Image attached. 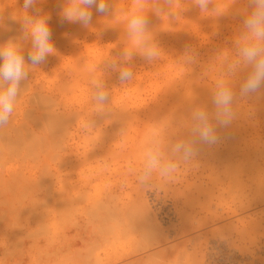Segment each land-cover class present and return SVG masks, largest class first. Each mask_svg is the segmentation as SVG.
<instances>
[{
	"label": "rangeland",
	"instance_id": "obj_1",
	"mask_svg": "<svg viewBox=\"0 0 264 264\" xmlns=\"http://www.w3.org/2000/svg\"><path fill=\"white\" fill-rule=\"evenodd\" d=\"M105 2L109 12L91 9L85 27L61 21L66 0H37L28 14L51 17L56 51L33 67L23 0H0V45L20 43L28 70L0 127V264H264V89L237 96L219 143L198 145L171 176L140 180L153 133L168 158V145L190 138L191 110H214L206 99L235 59L248 0H210L207 11L194 0H143L152 61L128 34L136 0ZM186 52L195 63L183 62ZM120 68L133 78L121 82ZM246 74L233 79L237 93ZM96 81L109 94L103 105Z\"/></svg>",
	"mask_w": 264,
	"mask_h": 264
},
{
	"label": "clouds",
	"instance_id": "obj_2",
	"mask_svg": "<svg viewBox=\"0 0 264 264\" xmlns=\"http://www.w3.org/2000/svg\"><path fill=\"white\" fill-rule=\"evenodd\" d=\"M37 0H23V39L31 40L32 50L27 58L33 67L43 63L47 56L54 54L56 49L51 42L52 30L49 27L50 16H32L29 9H34ZM169 6L172 0H167ZM195 6L201 11L209 9L210 0H194ZM137 7L128 20L129 37L143 50V55L149 61L157 59L159 52L151 45L147 37L149 20L144 15L143 0H136ZM251 8L242 21L239 35L235 40V59L226 65L223 78L219 79L211 95V104L214 110L205 107H196L191 111L190 138L179 139L168 145L170 156L165 158L162 151L163 140L153 133L148 140V148L144 155L143 169L140 175L141 182H147L151 176L159 174L168 177L176 173L182 164H189L198 156V145L214 146L221 137L217 134L218 127L227 128L236 119L234 100L239 97H249L264 89V0H248ZM99 14L109 12V5L105 0H66L61 7L59 16L62 22L79 23L87 27L92 19L93 12ZM163 9H158L162 11ZM217 11V9H213ZM219 13L218 15H221ZM132 52L123 53L125 60L132 58ZM194 54L185 53L184 63H195ZM107 67L117 70L115 61ZM247 70L246 76L239 83V91L233 86L242 71ZM28 78L25 56L22 46L13 39L0 45V127L8 124L14 111V106L21 90L22 81ZM133 72L128 68L119 69L121 82L130 81ZM96 91L93 99L103 105L109 101L108 92L104 91L102 81L94 82Z\"/></svg>",
	"mask_w": 264,
	"mask_h": 264
},
{
	"label": "bare ground",
	"instance_id": "obj_3",
	"mask_svg": "<svg viewBox=\"0 0 264 264\" xmlns=\"http://www.w3.org/2000/svg\"><path fill=\"white\" fill-rule=\"evenodd\" d=\"M145 12H146V11H145ZM145 14H146V13H145ZM176 96H177L176 99H175V97H174V99H175L176 101L178 100V101H179L178 103L181 104L182 101L184 100V98H183L181 95H179V96L176 95ZM180 96H181L182 99H183V100L180 99L181 101H180L179 99H177V98H181ZM171 99L174 100L172 97H171ZM189 99H190V98H189ZM208 99H209V98H208ZM208 99H206V101H207L206 103H207V104H209V103L211 102V100L208 101ZM208 102H209V103H208ZM182 104L185 105L184 101H183ZM184 105H181V106H184ZM189 105H190V106H189ZM189 105H188V103H187L186 106L183 107V108H186V109L188 108L189 110H191V109H192V108H191V107H192L191 105H193V104H190V103H189ZM177 106H178V105H177ZM188 106H189L191 109H190ZM193 106L195 107V105H193ZM194 107H193V108H194ZM183 108L180 107V109H181L182 111H185L186 109L183 110ZM188 109H187V110H188ZM172 110H175V112L177 113V116H176V117L181 116V117H179V118L182 119V115H183V114L181 115V114L179 113V111H178L179 109L176 110V107L174 108V106H173V109L171 108V111H172ZM181 110H180V111H181ZM192 110H193V109H192ZM192 110H191V111H192ZM171 111H170V114L168 115V116H170V117H169V120H170L169 125H170L171 129H175V126H176V125H174V122H176L175 119H177V118H175L174 116H175L176 113L173 111L175 114H174V113L171 114ZM188 112H190V111H188ZM190 114H191V113H189L188 116H190ZM185 115H187V112H186ZM183 116H184V115H183ZM186 117H187V116H186ZM186 117H183V118L186 119ZM189 118H190V117H189ZM180 119H178V120H180ZM178 120H177V125L179 124ZM187 120H188V118H187ZM181 121H182V120H181ZM185 121H186V120H185ZM182 122H184V120H183ZM176 129H177V128H176ZM46 156H47V155H46ZM21 158H22V157H21ZM41 158H42V157H41ZM41 158H40V159H41ZM42 159H43V158H42ZM26 232H27V231H26ZM15 233H16V232H15ZM10 234H11V233H10ZM24 236H25V235H24ZM31 236H32V235H31ZM36 236H37V235H36ZM41 236H42V235H41ZM69 236H70V235H69ZM45 237H46V236H45ZM30 238H31V237H30ZM38 238H39V237H38ZM42 238H43V237H42ZM67 238H68V237H67ZM90 238H91V237H90ZM33 241H35V238H34ZM33 241H32V242H33ZM35 242H36V241H35ZM35 242H34V243H35ZM36 243H37V242H36ZM33 245H34V244H33ZM22 246H23V245H22ZM20 247H21V246H20ZM65 247L68 248V245L65 246ZM52 248H53V247H52ZM76 249H77V247H76ZM22 251H23V250H22ZM26 251H27V250H26ZM29 251H30V247H29ZM55 251H56V250H55ZM71 251H72V250H71ZM75 252H76V251H75ZM77 252H78V251H77ZM77 252H76V253H77ZM87 252H88V251H87ZM0 253H1V252H0ZM10 253H11V252H10ZM25 253H26V252H25ZM28 253H29V252H28ZM28 253H27V254H28ZM34 254H35V253H34ZM54 254H55V253H54ZM87 254H88V253H87ZM89 254H90V253H89ZM4 255H5V254H4ZM23 255H24V254H23ZM118 255H119V254H118ZM120 255H121V254H120ZM11 256H12V255H11ZM54 256H55V255H54ZM90 256H91V255H90ZM122 256H123V255H122ZM122 256H121V258H122ZM21 257H22V256H21ZM21 257H20V258H21ZM115 257H116V255H115ZM7 258H8V257H7ZM31 258H32V256H31ZM88 258H89V257H88ZM108 258H109V257H108ZM111 258H112V257H111ZM114 259H116V258H114ZM88 260H89V259H88ZM111 260H112V259H111ZM86 261H87V260H86ZM91 262H92V261H91ZM91 262H90V263H91ZM110 262H112V261H110ZM88 263H89V262H88ZM103 263H104V262H103ZM103 263H102V264H103ZM105 264H106V263H105Z\"/></svg>",
	"mask_w": 264,
	"mask_h": 264
}]
</instances>
